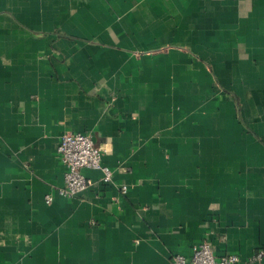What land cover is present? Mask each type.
<instances>
[{
  "label": "crops",
  "instance_id": "0c3cea01",
  "mask_svg": "<svg viewBox=\"0 0 264 264\" xmlns=\"http://www.w3.org/2000/svg\"><path fill=\"white\" fill-rule=\"evenodd\" d=\"M66 132L112 183L58 195ZM203 240L264 250V0H0V264H173Z\"/></svg>",
  "mask_w": 264,
  "mask_h": 264
},
{
  "label": "built area",
  "instance_id": "2783aa9c",
  "mask_svg": "<svg viewBox=\"0 0 264 264\" xmlns=\"http://www.w3.org/2000/svg\"><path fill=\"white\" fill-rule=\"evenodd\" d=\"M58 155L66 166L64 186L58 192V195L63 198H75L95 184L93 179L83 174L84 169L100 171L102 173L100 181L104 184H110L113 181V173L110 168L102 164V150L96 146L91 134L64 133L58 146ZM121 191L126 194L127 186H122ZM45 199L47 203H50L53 201V196L47 195ZM172 261L173 264L262 263L264 250H259L245 262L237 254H226L218 258L214 254L211 243L208 240H203L193 247V254L189 259L183 255H175Z\"/></svg>",
  "mask_w": 264,
  "mask_h": 264
}]
</instances>
